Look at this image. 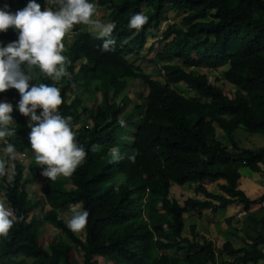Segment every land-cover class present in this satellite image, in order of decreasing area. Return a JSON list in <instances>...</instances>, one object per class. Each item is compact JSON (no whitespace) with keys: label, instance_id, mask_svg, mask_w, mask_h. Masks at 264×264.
Listing matches in <instances>:
<instances>
[{"label":"trees","instance_id":"16d2710c","mask_svg":"<svg viewBox=\"0 0 264 264\" xmlns=\"http://www.w3.org/2000/svg\"><path fill=\"white\" fill-rule=\"evenodd\" d=\"M94 0H92L93 2ZM43 8L45 0H37ZM109 5L115 28V41L108 51H101L103 38L78 29L64 41L63 54L71 78L54 82L34 68L38 82L60 90V114L70 117L75 141L86 156L75 171L55 181L47 178L42 189L48 209L41 217L33 211L40 202L29 196L27 184L41 176L34 157L30 159L29 176L18 158L32 149L28 142L27 117L15 109L16 89L0 92V101L13 104L12 137L15 158L6 160L7 175L0 177L8 209L15 222L6 236H0V264H258L264 262L263 231L248 236L246 248L235 249L230 242L218 250L204 239L195 242L183 236L184 215L211 209H225L232 203L245 206L264 205V191L248 196L238 187L241 173L238 165L264 175V147L242 148L235 132L242 127L250 134H264V0H97ZM27 0H0L15 12ZM147 8V10H143ZM167 10L184 13L180 23L169 24L162 35L163 50L155 56L162 63L164 82L153 79L126 55L144 49L152 29H159ZM148 19L137 32L127 21L135 13ZM16 39L9 28L0 32V43ZM181 62L170 63V62ZM189 68H228L220 80L211 81L206 74ZM141 80L148 88L145 103L126 111L130 99L122 97L132 82ZM223 81L234 86L227 89ZM33 84L30 82V85ZM184 84L193 94L180 90ZM99 94L101 102L97 101ZM73 95V96H72ZM93 103L86 108L91 125L82 120L84 96ZM40 109H37V113ZM126 111V116L122 115ZM134 117L136 130L132 144H118V131ZM218 125L229 138L224 145L216 135ZM116 144V146H114ZM122 155L111 159V149ZM135 155L130 162L129 155ZM67 177V178H68ZM225 180L222 194H214L203 185L195 192L205 200L189 197L184 204L171 197V187L197 185L204 180ZM67 207L88 211L82 235L73 233L62 218ZM230 222L229 220H227ZM47 223L60 235L43 236ZM193 230V229H192ZM173 250L174 254L164 251ZM185 252V257L179 253ZM218 252L235 258L225 261ZM101 258V260H99Z\"/></svg>","mask_w":264,"mask_h":264},{"label":"clouds","instance_id":"9594fccd","mask_svg":"<svg viewBox=\"0 0 264 264\" xmlns=\"http://www.w3.org/2000/svg\"><path fill=\"white\" fill-rule=\"evenodd\" d=\"M41 7L37 0H27L22 9L8 10V5L0 6V32L12 29L16 39L7 44L0 43V92L16 89L19 99L15 109L27 117L28 144L33 151L36 166L41 175L55 181L58 176H70L86 156L85 149L74 138L71 118L60 114L58 106L62 99L60 90L50 84L38 82L32 69L54 82L71 78L67 71V57L63 54L66 36L72 35L75 25H86L97 38H103L101 51L110 50L115 41L111 34L115 28L112 22L94 19L95 7L92 0H48ZM141 13L131 15L127 21L129 29L140 31L147 22ZM35 80L30 85V81ZM37 109H40L37 114ZM13 104L0 101V142L4 143L3 157L15 158V147L7 142L15 129L9 127L13 122ZM123 126L124 121H120ZM0 157V177L7 175L6 160ZM122 155L117 149L111 151V159L119 161ZM135 162V155H129ZM88 211L84 208H71V216L66 222L73 233L79 232L87 224ZM22 217L0 203V236H6L9 229Z\"/></svg>","mask_w":264,"mask_h":264},{"label":"rangeland","instance_id":"374dc122","mask_svg":"<svg viewBox=\"0 0 264 264\" xmlns=\"http://www.w3.org/2000/svg\"><path fill=\"white\" fill-rule=\"evenodd\" d=\"M46 1V6H50L48 5V0ZM94 7H95V13L93 18L94 19H98L101 21H106V22H112L113 23V19L111 16V9H109V5H100L98 4L97 0L93 1ZM17 8L22 9L21 6L17 5ZM144 11L147 10V8L143 9ZM184 16V13H177L175 11L172 10H167L164 17L162 18V23L159 26V29H152L149 33V35L147 36V42L146 45L144 47L143 50L135 53H131L126 55L128 60L130 62H132L133 64H135L136 66H139L144 72L150 74L153 79L159 80L161 82H164V78L162 76L163 70H162V63H157L155 62V56L158 52L163 50V42H161V38L163 35V32L165 30V28L172 23H180L182 18ZM78 29H82L85 31H90L89 27L86 25H75L72 32ZM91 32V31H90ZM70 38V36H66L63 40L66 41ZM170 63H180L181 62H170ZM184 68L186 70H195L198 73L201 74H206L212 82L217 83L219 86L222 84V82L218 79L216 80V78H221L223 75V72L228 68V66H223L220 67L218 69H210L207 67L204 68H189L184 66ZM32 72L36 78V80L38 81V76L35 73L34 69H32ZM33 84L36 82L35 80L30 81ZM223 85L227 88V89H234V86L228 82L223 81ZM180 90H183L185 93L188 94H193V92L188 89L186 87V85L184 84H180L178 85ZM148 94V88L146 86V84H144L141 80H137L136 82H132L130 84L129 89L127 90V92L122 95L121 97H119L118 101L120 102L122 100V97H128L130 99V103L128 104L127 110L126 111H130L131 109H133L135 106L137 105H142L145 103V98ZM73 96V95H72ZM91 96H87L85 95L83 98V106H82V120L80 121L79 125H91V118H88L87 112H85L86 108H89L92 103L93 100L91 99ZM97 101L101 102V97L99 96V94L96 95L95 98ZM126 111L124 112V114L122 115V117L124 118L126 116ZM39 113V112H38ZM37 113V114H38ZM15 121L13 120V122H11L10 124H14ZM216 127V135L218 137V139L226 146H231L230 140L229 138L225 135V133L223 132V130L218 126L215 125ZM136 130V124L134 121V117H130L127 120V124H123L121 130L118 131V144H132L133 142V132ZM235 139L237 141V143L239 144L240 147L242 148H248V149H256V148H260V147H264V134L258 133V134H250L247 131H245L242 127L238 128L235 132ZM116 146V144L114 145ZM114 148H112L111 150H113ZM33 151L30 150H25L22 154L18 155V158H20V160L23 162V164H25L26 166V177L29 176V164H30V159L33 158ZM263 170H264V166H262ZM238 169L241 173V175H243V178H248L250 175H253L251 170L246 167L245 165H238ZM262 175V174H261ZM260 176V178H262L263 180V184H264V176ZM68 181V186L71 187L72 186V182L69 179V177L67 178ZM241 179V178H240ZM47 178L44 176H40L37 180L30 182L27 184L26 188L27 191L29 193V196L34 199L35 201H39L40 202V207H38L35 211H33V214H35V216L37 217H41L43 211L48 209V206L45 202V199L43 198V194H42V189L44 187V184L46 182ZM240 181V180H239ZM206 184V183H205ZM262 184V183H261ZM202 185V183L197 184V185H189L186 184L181 187L179 186H173L171 188V197L176 198L180 204H184V200L189 198V197H203L204 195L202 193H196L195 189L199 186ZM207 186H209V188H211L212 183L208 182V184H206ZM214 186L216 187V184H214ZM239 187V186H238ZM242 190V189H241ZM256 192L251 193L250 195H253ZM205 200V199H203ZM0 203L4 204L6 207H8V204L5 201V195L3 190H0ZM255 206V207H254ZM252 207V206H251ZM250 207V208H251ZM253 207L256 209V211H254L255 216L258 218H262L264 217V205H253ZM71 208L72 207H67L64 210H62V218L64 220H68L71 216ZM191 219V218H189ZM245 224L242 227V233L245 235H249V226H253L255 222H251L248 219L245 220ZM190 222H192L191 220H186L185 223V228L183 231V235H189V237H192L191 239L195 242H199L200 240L196 241L195 237L193 236V233H189V224ZM77 235H82L84 232L81 230L79 232H76ZM40 235L43 236H48V235H53V236H58L60 235V231L53 227L51 224L47 223L44 227L41 228L40 230ZM186 237V236H185ZM181 255V256H180ZM184 255V253H179L180 257H185L182 256ZM220 256V255H219ZM99 260H101V258H99Z\"/></svg>","mask_w":264,"mask_h":264},{"label":"crops","instance_id":"0c3cea01","mask_svg":"<svg viewBox=\"0 0 264 264\" xmlns=\"http://www.w3.org/2000/svg\"><path fill=\"white\" fill-rule=\"evenodd\" d=\"M252 172V171H251ZM253 175H250L248 178H243L241 175V179L239 181V188L242 189L248 196H255L264 191L263 179L260 178V173L252 172ZM261 176H264L263 174ZM211 182L213 186L209 188L206 184ZM206 183V184H205ZM262 183V184H261ZM216 184V187L214 186ZM225 184V180L217 179V180H204L202 185L207 188V190L214 194H222L221 185ZM173 186H178L173 184ZM171 187V188H172ZM181 187V186H179ZM184 187V186H183ZM253 195H250L251 193ZM201 200L205 199L203 197H197ZM255 207V206H254ZM253 206L246 211L244 205L239 203H232L228 205L225 209L218 210L217 212H213L211 209H203L196 212H191L184 215V228L186 220H191L189 224V233H193L196 241L200 240V243H203L204 239L213 241L218 250L221 246L230 242L235 249H242L247 247V243L249 242L247 237H257L260 232L263 231V224L261 222L252 221L256 218L258 221L264 219L258 218L255 216L256 209ZM255 213V214H254ZM191 218V219H189ZM249 220L251 222H255L253 226H249V235H245L242 233V227L245 224V220ZM229 220L230 222H228ZM193 229V230H192ZM186 238L191 239L189 235H183ZM192 240V239H191ZM259 249L264 251V244L259 246ZM168 254H174L173 250L164 251ZM184 255L186 256L185 252ZM220 259L225 261H234L235 258L228 256L227 254H221L218 252ZM181 256V255H180ZM240 264V263H234ZM258 264H264V262H260Z\"/></svg>","mask_w":264,"mask_h":264}]
</instances>
